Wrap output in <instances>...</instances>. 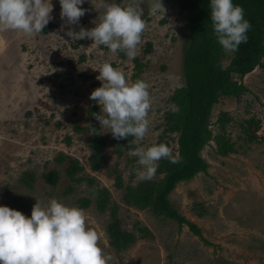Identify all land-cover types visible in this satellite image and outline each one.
Masks as SVG:
<instances>
[{"label":"rangeland","instance_id":"1","mask_svg":"<svg viewBox=\"0 0 264 264\" xmlns=\"http://www.w3.org/2000/svg\"><path fill=\"white\" fill-rule=\"evenodd\" d=\"M112 2L123 4L125 0ZM151 2L143 0L141 5L147 27L136 54L145 63L140 78L150 84L152 97L150 127L141 142L144 147L158 138L163 112L170 107L168 97L184 82L182 60L188 36L178 0H161L167 10L163 19L149 14ZM51 3L53 19L46 31L32 36L0 32V206L30 217L35 200L47 201L55 195L73 205L78 197L87 195L85 183L78 185L66 178V162L55 161L63 152L77 158L85 173L110 190L112 201L119 205L121 226L137 235L128 249L115 251L105 232L107 213H99L93 206L84 208L88 225L100 235L101 247L113 257L110 264H216L222 259L233 264H264V140L243 143L237 126L243 118L254 116L261 121L259 133L264 135V67L256 66L243 77L248 91L240 98H223L213 109L214 115L221 110L232 115L235 124L230 129L237 152L219 156L210 141L202 150L209 163L207 171L179 182L169 194L172 206L200 228L201 238L186 224L179 226L172 219L122 202L113 170L127 183L137 158L128 152L117 157L112 150L113 136L102 126L107 142L105 162L99 171L89 170L87 132L77 134L73 126L87 123L84 117L90 94L101 85L96 79L100 66L109 61L131 81L133 62L121 52L113 56L104 46L95 47L88 39L72 41L66 35L69 28L79 31V27L95 26L96 0H84L81 7L86 12L79 26H67L60 18L59 0ZM226 63L225 57L222 64ZM51 168L60 172L53 189L41 177ZM24 170H33L38 177L31 190L18 181ZM67 185L73 186L68 194L64 193ZM193 203L202 204L201 215L192 208ZM137 227L150 233L142 236Z\"/></svg>","mask_w":264,"mask_h":264},{"label":"trees","instance_id":"2","mask_svg":"<svg viewBox=\"0 0 264 264\" xmlns=\"http://www.w3.org/2000/svg\"><path fill=\"white\" fill-rule=\"evenodd\" d=\"M178 3L185 13L188 30L182 60L184 82L169 95L170 107L163 112L161 132L154 142L169 146L178 162L171 163L168 159H162L151 180L135 179L136 174L133 173L128 174L127 183L123 182L121 173L114 169V186L122 191L121 199L127 207L147 209L153 215L174 220L179 226L186 224L194 235L202 238L200 228L172 206L169 194L179 182L190 180L198 173L207 171L209 163L203 157L202 150L210 141L215 145L214 153L219 156L224 157L238 150L230 129L235 124L232 115L227 110H221L214 115L213 109L223 98H240L248 91L243 77L256 66L264 67V0H233L234 4L243 7L245 19L250 22L251 28L247 32V42L239 45L236 52H230V56L219 45L213 33L210 0H178ZM121 54L125 56L123 52ZM225 57L227 63L223 65L222 59ZM132 62L130 80L135 81L141 79L140 74L145 63L137 56ZM99 112L96 101L89 99L84 117L87 123H75L73 126V131L77 134L87 132L86 136L90 141L87 162L92 172L101 169L107 146L106 137L101 134L99 122L93 116V113ZM90 125L96 129L94 134ZM260 125L261 121L254 116L243 118L237 123L238 138L243 143H260L264 140V135L259 133ZM132 140V137L127 140H116L112 137V150L117 157L127 152L123 148L136 146L132 144ZM66 141L70 142L68 136ZM55 161L60 164L66 162L64 174L69 181L78 185L86 184L87 195L78 197L75 205L82 208L93 206L97 212L107 213L105 232L109 245L118 252L128 249L136 241L137 235L121 226L119 205L112 201L110 190L100 185L93 175L85 173L77 158L60 152ZM138 167V164L130 166ZM41 177L53 189L60 179V172L51 168L43 171ZM37 179L33 170H24L18 177L20 184L30 190ZM93 188L95 192L91 191ZM72 191L73 186L67 185L64 193ZM200 207V203L192 205L199 215L202 214L198 212ZM136 229L143 232L142 236L150 233L145 227ZM204 242L211 244L205 239ZM216 264L233 263L222 259Z\"/></svg>","mask_w":264,"mask_h":264},{"label":"clouds","instance_id":"3","mask_svg":"<svg viewBox=\"0 0 264 264\" xmlns=\"http://www.w3.org/2000/svg\"><path fill=\"white\" fill-rule=\"evenodd\" d=\"M83 3L84 0H59L60 18L67 26H79L86 12L81 7ZM142 3L143 0H125L123 4L96 0L95 26L79 27V31L69 28L66 35L72 41L88 39L95 47L104 46L113 56L123 52L134 59L147 27ZM209 8L217 42L225 52H236L239 45L247 42L251 28L243 7L233 0H210ZM52 11L51 0H0V32L39 34L53 19ZM166 11L161 0H152L150 15L163 19ZM98 72L96 79L101 85L91 92L89 99L96 101L100 112L93 116L100 126L109 129L114 139L133 138L132 144L136 146L123 150L137 158L139 167L130 168L128 174L151 180L160 160L177 163L165 143L141 146L150 127V84L143 79L129 81L109 61ZM90 128L94 134L96 129L91 125ZM112 260V255L101 247L99 233L88 225L85 209L78 205L58 198L35 200L30 217L0 206V264H110Z\"/></svg>","mask_w":264,"mask_h":264}]
</instances>
